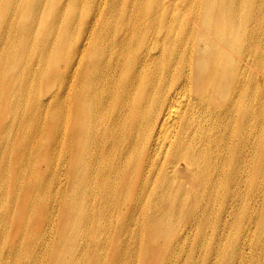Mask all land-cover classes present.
Instances as JSON below:
<instances>
[{
	"label": "bare ground",
	"instance_id": "bare-ground-1",
	"mask_svg": "<svg viewBox=\"0 0 264 264\" xmlns=\"http://www.w3.org/2000/svg\"><path fill=\"white\" fill-rule=\"evenodd\" d=\"M0 264H264V0H0Z\"/></svg>",
	"mask_w": 264,
	"mask_h": 264
},
{
	"label": "rangeland",
	"instance_id": "rangeland-1",
	"mask_svg": "<svg viewBox=\"0 0 264 264\" xmlns=\"http://www.w3.org/2000/svg\"><path fill=\"white\" fill-rule=\"evenodd\" d=\"M57 102H59V101H57ZM58 170H60V165H58ZM58 179L60 180V175L58 176ZM53 185H50L49 186V189H51L52 188V190H54L55 189V186H53ZM250 225H251V223H250ZM205 239H204V242L205 243H207V241H208V243L209 244H212L214 247L215 246H217V245H214V242L213 241H211V239L214 237V233H213V231H212V229L209 227L207 230H206V235H205ZM241 242H247V243H249L250 242V236L248 237V238H245L244 236H243V234H242V236H241V239H240V242H239V244L241 243ZM239 246V245H238ZM189 251H187V250H185L183 253H182V256L183 257H186L187 255H183V254H186V253H188ZM189 253H191V251L189 252ZM245 253L247 254L246 256L248 257L249 256V253H251V251L249 252L247 249H245ZM89 254H90V252H89ZM88 254V255H89ZM193 254H194V256L196 257V258H198V256L200 255V252L199 251H195V252H193ZM213 255V254H212ZM215 261H216V259H215ZM214 261V262H215Z\"/></svg>",
	"mask_w": 264,
	"mask_h": 264
}]
</instances>
